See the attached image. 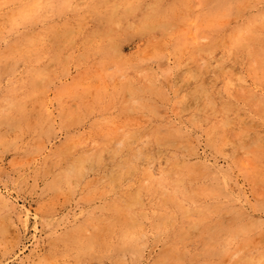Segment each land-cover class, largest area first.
<instances>
[{"label": "rangeland", "instance_id": "374dc122", "mask_svg": "<svg viewBox=\"0 0 264 264\" xmlns=\"http://www.w3.org/2000/svg\"><path fill=\"white\" fill-rule=\"evenodd\" d=\"M0 264H264V0H0Z\"/></svg>", "mask_w": 264, "mask_h": 264}, {"label": "snow or ice", "instance_id": "6c2138e0", "mask_svg": "<svg viewBox=\"0 0 264 264\" xmlns=\"http://www.w3.org/2000/svg\"><path fill=\"white\" fill-rule=\"evenodd\" d=\"M28 7L32 8V9L39 10V9H42V8H45V7H53V5H43V4H40V3H36V4L29 5Z\"/></svg>", "mask_w": 264, "mask_h": 264}]
</instances>
